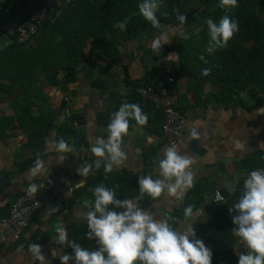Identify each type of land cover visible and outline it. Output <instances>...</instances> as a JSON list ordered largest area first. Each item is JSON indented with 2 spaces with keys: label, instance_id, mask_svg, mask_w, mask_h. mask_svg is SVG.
I'll return each mask as SVG.
<instances>
[{
  "label": "crops",
  "instance_id": "obj_1",
  "mask_svg": "<svg viewBox=\"0 0 264 264\" xmlns=\"http://www.w3.org/2000/svg\"><path fill=\"white\" fill-rule=\"evenodd\" d=\"M70 1L75 3L57 17L59 11L52 7H61ZM100 2L55 0L45 7L52 12L48 21L54 22L35 42L23 46H37L48 27L61 16L63 33L57 36L48 34L44 55L39 60L40 69L34 72L32 65L23 64H32L33 61L17 58V51L21 48L14 45L19 23L24 21L26 12L18 1L0 0V55L6 53L0 56V217L9 216L13 204L19 196L26 194L29 184H44L34 193L41 207L22 237L16 239L9 226L0 225V264H34L28 252L33 242L40 245L50 264H60L52 256L53 250L58 254L71 252L67 240L90 251L95 250L98 244L87 236L84 214L92 210V189L99 185L112 189L117 181L109 178L108 182L104 179L89 185L90 181L101 174L106 177H158V161L162 150L169 146L163 135L164 114L140 94L144 85L157 79H175L170 89L176 107L187 119L186 132L175 148L192 161L189 171L193 185L179 193L178 200L166 194L158 199L147 194L131 199L174 230L184 231L186 225L193 224L196 238L206 244L214 230H204L203 225L243 186V179L250 171L264 170V113L259 112L264 105L255 106L244 101L236 105L234 100L228 103L214 98L201 103L195 97L200 86L206 97L220 95L222 86L228 81L217 80L210 74L203 76L201 67L191 66L193 55L188 49L193 46L191 33L200 26L202 31L206 30L193 5L185 6L182 12H174L172 24L165 25L166 32L162 35L156 33L144 40H136L138 33L126 40L125 34L119 30L120 36L113 37L114 48L108 50L90 31V17H104L95 10ZM178 15L186 17L184 24L179 22ZM140 23L150 25L144 18ZM202 31L193 34L198 37ZM181 32L187 33L188 39L180 38ZM154 40L159 42L155 50L152 47ZM111 63L115 64L106 71ZM161 65L165 70L156 72ZM63 72L66 74L58 81L57 87L42 77L46 73L57 75ZM178 75L184 76L178 78ZM64 99H67V106L62 108ZM125 103L138 104L145 116L144 124L129 119L128 133L121 140L126 159L110 173H104L101 163L99 169L91 170L87 177H80L77 168L96 159L90 151L91 146L97 138L107 139L110 118ZM70 118L75 120L71 122ZM49 123L53 124L52 128L41 143ZM58 127L67 129L60 139L71 146L64 153L56 148ZM192 132L197 135L194 137ZM237 143L240 148L236 147ZM61 155L64 156L62 162L59 161ZM37 157L49 170L45 178L32 177L28 173ZM227 186L232 189L228 192L229 197L219 206L209 207L211 188L224 189ZM186 207L192 208L187 219L183 214ZM61 226L67 233L63 246L55 242L57 229ZM233 251L238 258L246 249L240 241ZM218 262L230 264L222 257Z\"/></svg>",
  "mask_w": 264,
  "mask_h": 264
},
{
  "label": "clouds",
  "instance_id": "obj_2",
  "mask_svg": "<svg viewBox=\"0 0 264 264\" xmlns=\"http://www.w3.org/2000/svg\"><path fill=\"white\" fill-rule=\"evenodd\" d=\"M161 3L162 0H141L137 5L139 14L154 28L159 26L156 14ZM218 4L222 10L234 9L237 0H218ZM177 19L184 24L186 17L178 15ZM204 23L209 38L205 51L209 54L226 48L239 30L238 21L227 14L221 16L218 22L208 18ZM117 27L123 29L124 25L121 23ZM179 37L186 40L188 34L181 32ZM152 47L154 50L158 48L159 42L154 40ZM198 59L208 63L203 54ZM208 74V68L201 69V75ZM259 112L264 113V108H260ZM130 118L138 124L145 123V116L138 104H122L112 114L107 126V139L97 138L91 146L90 151L96 159L91 164L86 161L77 168L80 177H87L91 170L99 169L101 163L104 173L121 166L126 159L121 140L128 133ZM191 134L194 137L197 135L195 132ZM55 143L60 153L70 150L71 146L63 139ZM236 147L240 148L239 143ZM63 159V155L59 156L60 162ZM191 163V159L178 153L174 145L164 148L158 161V177L145 175L138 178L139 193L147 194L152 199L166 194L178 200L179 193L193 185V176L189 171ZM48 171L44 162L37 157L28 173L32 177L45 178ZM43 187L44 184L31 183L25 192L37 193ZM92 195V210L87 211L84 218L87 221V236L94 239L98 247L90 251L67 240V233L61 226L57 229L55 242L63 246L67 240L71 252L58 254L53 250L52 256L60 264H212V252L202 240L196 238L193 224L186 225L184 231L174 230L166 222L155 219L136 200H120L112 189L103 185L95 186ZM85 207L88 205L85 204ZM229 211L234 213L232 223L235 228L232 232L246 249L238 255L237 264H264V170H253L245 176L242 195ZM183 214L187 219L192 214V208H184ZM28 252L34 264H50L39 244L33 242Z\"/></svg>",
  "mask_w": 264,
  "mask_h": 264
},
{
  "label": "trees",
  "instance_id": "obj_3",
  "mask_svg": "<svg viewBox=\"0 0 264 264\" xmlns=\"http://www.w3.org/2000/svg\"><path fill=\"white\" fill-rule=\"evenodd\" d=\"M191 0H162L159 10L157 11V19L163 23L171 21V16L174 12H182L184 5L190 3ZM201 6L196 9L199 15L202 13V24L205 20L211 18L214 22H218L221 16L227 14L230 18L238 21L239 30L234 33L232 39L228 42L226 48L217 49L211 54H203L208 61L207 64L198 59L200 53L197 46L192 51L191 58L192 67L208 68L209 74L217 80L228 83L222 86L220 95H211L206 97L199 88L195 91L196 99L204 103L207 99H217L218 101L227 100L231 103L234 97L238 94L241 88H249V94L253 98L264 96V18L261 15V10L264 9V0H237V6L234 9L222 10L218 4V0H200ZM141 0H101L97 8V13H101L104 17H90L92 21V30L96 41L100 45L105 46L108 50L114 48L115 37L120 36V28L117 27L129 15L131 11H138L137 5ZM179 6L177 7V5ZM94 7V6H93ZM51 12V11H50ZM52 14V12H51ZM55 15L53 14V18ZM142 16L134 18L129 24V30L132 37L139 33ZM64 22L61 16L48 27L44 35L38 40L37 46L23 47L17 51V58L21 57L33 61L31 70L34 72L40 69V57L44 55L46 47V37L49 35L57 36L62 32V23ZM93 23L95 25H93ZM67 25L68 22H67ZM86 26V25H85ZM51 33V34H49ZM49 34V35H48ZM207 30L201 35H206ZM192 37L195 35L191 33ZM114 37V38H113ZM196 37V36H195ZM190 46L188 49H192ZM31 56V57H30ZM83 60L80 59V61ZM33 80V77H31ZM24 126V125H23ZM145 175H123L122 177H99L91 180L90 184L100 183L104 179L109 181V178L115 179L116 186L112 188L118 199H131L136 196L140 197L138 191L137 179ZM136 191V192H135ZM137 192L139 194H137ZM243 192V186L239 187L232 197L225 201L217 210V214L209 219L203 225L204 230L213 229L214 232L209 236L205 246L212 252V264H219V259L222 257L227 263L237 264L238 258L234 255V247L240 242L232 230L235 225L232 223V215L229 211L238 201Z\"/></svg>",
  "mask_w": 264,
  "mask_h": 264
},
{
  "label": "built area",
  "instance_id": "obj_4",
  "mask_svg": "<svg viewBox=\"0 0 264 264\" xmlns=\"http://www.w3.org/2000/svg\"><path fill=\"white\" fill-rule=\"evenodd\" d=\"M50 17L48 8L43 7L35 10L27 25L18 30L17 45L23 46L31 42ZM174 83L175 79L173 77L161 78L140 89L141 96L163 112L165 119L163 135L169 146H176L187 129V119L176 107L174 95L170 89V85ZM224 201L221 194L217 192L214 202L221 203ZM40 207L41 203L34 193L21 195L13 204L9 216L0 217V225L9 226L14 237L19 239L29 227L33 216L39 211Z\"/></svg>",
  "mask_w": 264,
  "mask_h": 264
},
{
  "label": "water",
  "instance_id": "obj_5",
  "mask_svg": "<svg viewBox=\"0 0 264 264\" xmlns=\"http://www.w3.org/2000/svg\"><path fill=\"white\" fill-rule=\"evenodd\" d=\"M15 1H18V3L20 4V6L25 10L26 12V17L24 19V21L20 22L19 23V28L17 29V31L21 28H24L25 27V21H29L30 17L32 16L33 12L37 9H40V8H43V7H46L49 3H52L54 2L55 0H15ZM77 1V0H76ZM75 2L74 1H70V2H67L65 5H62L61 7H52L53 9L59 11L58 14H57V17L60 16V14L69 6V5H72L74 4ZM141 16L139 14V11H131L129 13V15L124 19L123 21V29H120V32L121 33H124L125 34V39L126 40H131L132 36L130 35V30H129V22L132 21L133 18H136V17H139ZM54 22L53 20L51 21H48L46 22L40 29H39V32L38 34L33 38V40L31 42H35L38 37L45 31V29L47 28V26ZM148 23L150 24L149 26L147 25H142L140 27V30H139V34L137 35V37H135L136 40H144L147 36H152L153 34H159V35H162L164 34L166 31H165V24L163 22H159V26L154 28L151 24V22L148 21ZM203 27H200V29H198L197 32H199L200 30H202ZM196 32V33H197ZM17 38H18V33H17V37H16V42L14 41V45L16 44L17 45ZM13 44V43H12ZM20 47V48H23L24 46H19L17 45V48ZM11 48V46H10ZM6 53L5 52H2L1 53V57L4 56ZM115 63H111L109 64L107 67H106V71L109 68L112 67V65H114ZM163 70H165V67L163 65L160 66L159 69L156 70V72H163ZM66 74V72H63V73H60V74H43L42 77H46L47 81L49 82L50 85L54 86V87H57V84H58V81L62 78V76ZM180 76H184V75H178V78ZM206 78H209L206 77ZM146 86V85H144ZM143 86V87H144ZM59 88V87H58ZM63 91H65V87L62 88ZM249 90V88H241L238 90V94L234 97V104H239L241 105L244 102L246 103H249V104H252V105H255V106H262L264 105V96L263 97H260V98H253L249 95V93L247 92ZM67 99H64L63 100V103H62V108H65L67 106ZM62 115V114H61ZM75 120V118H70L69 121L73 122ZM165 122V119H163V124ZM52 123H49L43 133V136L41 138V143H43L45 141V139L47 138V135L50 131V129L52 128ZM67 132V129H64L62 127H58L57 130H56V138L57 140H60V137L62 138L63 134H65ZM6 179L8 177H5ZM5 179H3L4 181ZM229 191H232V189L227 186L226 188L224 189H217V188H211V191H210V203H208L209 207L211 208H214V207H217L219 206L221 203L218 202H214V197L216 195L217 192H219L221 194V196L224 198V200H226L228 197H229V194L228 192ZM213 200V201H212Z\"/></svg>",
  "mask_w": 264,
  "mask_h": 264
},
{
  "label": "rangeland",
  "instance_id": "obj_6",
  "mask_svg": "<svg viewBox=\"0 0 264 264\" xmlns=\"http://www.w3.org/2000/svg\"><path fill=\"white\" fill-rule=\"evenodd\" d=\"M191 5H193V10L195 11L200 5H201V2H199V1H193L192 0V2H190V3H188L187 5L185 4L184 5V7L186 6V7H190ZM185 7V8H186ZM261 15H262V17L264 18V9H262L261 10ZM199 18L200 19H204L205 17H203V15H202V13L199 15ZM202 21V20H201ZM201 27V26H200ZM200 27H198V28H196V29H191V30H193V33L194 34H196V32L198 31V29H200ZM202 31V30H201ZM203 31H205V30H203ZM202 31V32H203ZM189 32H190V30H189ZM201 32V33H202ZM201 33H198V37H191V40H190V42L192 43V45H193V47H192V51H193V49H194V47H196L197 46V48H198V51H199V53H200V55L201 54H206L207 52L205 51L206 50V48H207V46H208V35L206 34V35H201ZM197 35V34H196ZM200 36V37H199ZM209 54V53H208Z\"/></svg>",
  "mask_w": 264,
  "mask_h": 264
},
{
  "label": "flooded vegetation",
  "instance_id": "obj_7",
  "mask_svg": "<svg viewBox=\"0 0 264 264\" xmlns=\"http://www.w3.org/2000/svg\"><path fill=\"white\" fill-rule=\"evenodd\" d=\"M179 1H180V0H179ZM193 1H194V0H193ZM195 1H199V2H201L200 0H195ZM190 2H192V0H191ZM201 5H202V4H201ZM201 5H200V6H201ZM178 6H179V4H178ZM172 16H173V15H172ZM171 18H172V17H171ZM170 24H172V20H171L170 22H168V23H165V25H167V26L170 25Z\"/></svg>",
  "mask_w": 264,
  "mask_h": 264
}]
</instances>
